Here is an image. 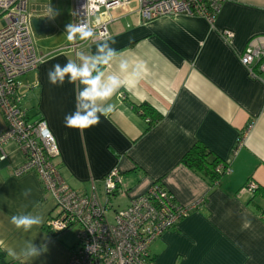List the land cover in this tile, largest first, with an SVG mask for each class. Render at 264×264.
<instances>
[{
	"label": "crops",
	"instance_id": "crops-1",
	"mask_svg": "<svg viewBox=\"0 0 264 264\" xmlns=\"http://www.w3.org/2000/svg\"><path fill=\"white\" fill-rule=\"evenodd\" d=\"M29 8L58 26L52 11ZM137 8L133 1L104 17L109 36L103 40L119 54L105 70L122 80L109 101L115 105L111 114L83 131L66 127L76 87L67 80L52 85L47 76L77 51L95 54L103 40L66 38L37 49L41 63L21 77L33 86L23 108L28 118L46 120L60 150L56 161L75 190L88 194L95 185L105 203L104 178L118 168L126 194L111 200L114 208L127 206L158 180L182 205L203 199L150 245L154 264H264V196L242 189L250 180L264 186V82L241 61L249 41L264 36V0H225L214 22L188 14L144 21ZM225 29L234 32L231 40L224 38ZM120 59L128 62L127 73L119 72ZM142 103L163 115L149 130L134 108ZM4 129L0 112V133ZM198 141L230 163L216 186L180 163ZM6 151L8 159L0 161V264H67L76 240L68 237L70 230L53 236L46 229L53 199L37 173H13L24 161L19 146L10 142ZM24 213L40 214L44 222L27 232L17 229L11 217ZM27 242L42 249L40 256L23 261L7 255L5 249L19 251Z\"/></svg>",
	"mask_w": 264,
	"mask_h": 264
},
{
	"label": "built area",
	"instance_id": "built-area-1",
	"mask_svg": "<svg viewBox=\"0 0 264 264\" xmlns=\"http://www.w3.org/2000/svg\"><path fill=\"white\" fill-rule=\"evenodd\" d=\"M133 1L138 2L137 11L144 21L188 14L214 22L225 0H73V25L87 24L97 37L83 42L107 38L104 17ZM33 17L29 0H0V112L5 120V129L0 133V161L9 157L6 145L15 142L24 161L13 173H37L46 196L54 201V209L45 221L46 229L52 235L76 230V244L67 264H154L150 245L198 208L203 199L190 205L172 202L167 191L154 183L127 206L114 208L111 200L126 194L118 168L104 178L105 203L95 185L84 194L65 180L56 161L59 146L46 120L28 118L23 108V100L33 86L22 82L21 77L36 70L42 61ZM223 36L231 40L234 32L225 29ZM241 61L252 77L264 82V36L249 41ZM229 169L230 166L226 172ZM242 189L253 195L259 184L250 180Z\"/></svg>",
	"mask_w": 264,
	"mask_h": 264
},
{
	"label": "clouds",
	"instance_id": "clouds-1",
	"mask_svg": "<svg viewBox=\"0 0 264 264\" xmlns=\"http://www.w3.org/2000/svg\"><path fill=\"white\" fill-rule=\"evenodd\" d=\"M66 32L70 42L77 39L79 41H95L97 39L87 24H70L67 26ZM118 56L116 49L111 47L107 40H103L97 44L95 54L77 51L75 59H69L64 65L54 64L48 70V80L52 85L62 86L67 80L68 83L76 87L75 110L65 115L66 127L80 131L86 130L98 125L101 116L107 117L115 110V105L109 101L122 86V80L119 75L109 74L105 69ZM118 68L120 73H127L129 64L126 60L120 59ZM29 192L30 190H26L24 195L27 196ZM43 222V216L40 214L24 213L11 217V223L17 229L26 232L34 226H40ZM5 251L13 259L28 261L40 256L42 249L33 242H27L19 251L13 248H7Z\"/></svg>",
	"mask_w": 264,
	"mask_h": 264
},
{
	"label": "trees",
	"instance_id": "trees-1",
	"mask_svg": "<svg viewBox=\"0 0 264 264\" xmlns=\"http://www.w3.org/2000/svg\"><path fill=\"white\" fill-rule=\"evenodd\" d=\"M134 108L141 113L145 120L149 119L148 121L146 120L148 124L146 130H149L163 118V115L148 103H142L138 106L135 105ZM180 163L200 175L209 183L211 187L220 183L221 178L226 173V168L230 166L229 162L222 160L204 142L201 141L196 142L189 150H187V152L182 156ZM155 183H158L161 188H164L167 191L172 202L176 201V198L173 197L172 193L166 189L161 181L158 180ZM256 193H260L264 196V186L259 185V189ZM53 236L58 235L53 234Z\"/></svg>",
	"mask_w": 264,
	"mask_h": 264
},
{
	"label": "rangeland",
	"instance_id": "rangeland-1",
	"mask_svg": "<svg viewBox=\"0 0 264 264\" xmlns=\"http://www.w3.org/2000/svg\"><path fill=\"white\" fill-rule=\"evenodd\" d=\"M71 0H29V5L40 6L46 8L49 12L54 13L55 19L58 20V26L51 25V31L46 35L35 34V42L37 49H45L46 47L59 46L66 41V28L72 24L70 15ZM68 237L73 241L76 240V230L72 229L68 233Z\"/></svg>",
	"mask_w": 264,
	"mask_h": 264
},
{
	"label": "water",
	"instance_id": "water-1",
	"mask_svg": "<svg viewBox=\"0 0 264 264\" xmlns=\"http://www.w3.org/2000/svg\"><path fill=\"white\" fill-rule=\"evenodd\" d=\"M32 26L36 34L44 35L51 31L49 21L45 17H33Z\"/></svg>",
	"mask_w": 264,
	"mask_h": 264
}]
</instances>
